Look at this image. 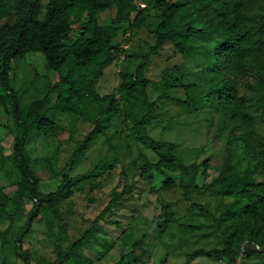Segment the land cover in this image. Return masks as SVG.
<instances>
[{
	"label": "rangeland",
	"instance_id": "rangeland-1",
	"mask_svg": "<svg viewBox=\"0 0 264 264\" xmlns=\"http://www.w3.org/2000/svg\"><path fill=\"white\" fill-rule=\"evenodd\" d=\"M48 2L42 1V15ZM135 3L142 10V25L136 28L128 23L120 24L113 38L114 61L103 69L95 85L102 97L119 99L124 74L132 73L146 63L147 55L157 43L155 30L162 11L155 5L147 6L144 0H135ZM258 13H262L259 7L252 11V14ZM115 17L116 9L113 8L99 15V23L111 25ZM214 20L212 15L201 16L203 25ZM6 22L8 19L0 25ZM77 30L78 27L73 38L79 35ZM203 52L198 49L195 55L177 54L168 43L159 55L151 57L145 67L149 101L156 103L148 134L155 141L176 144L175 154L186 165L210 160L208 173L204 175L201 169L196 176L199 187L211 183L219 175L227 143L234 136H240L245 127L264 135V93L259 90L255 74L247 72L237 81L238 95L247 117L241 121L224 119L222 112L207 98L210 75L205 72ZM165 70L170 72L168 81H163ZM10 75L22 108L46 99V109L50 110L48 115L58 126L55 137L32 133L27 146V155L40 180L42 193L56 191L66 174L71 176L74 184L86 181L75 188L72 198L61 203L56 212L43 211L33 222L34 203L26 202L18 212L15 205L9 206L7 211L14 220L0 219V264H25L27 256H30L29 264L54 262L56 247L67 249L78 240L108 206L114 190L121 192L131 187L132 195H126L123 204L101 222L100 229L82 247L79 264H117L146 234L149 237L143 244L144 252L147 251V256L142 257L144 261L130 259L123 264H228L217 258L211 260L205 254L223 249L222 237L211 216L219 218L233 200L201 190L192 192L191 202L203 206L210 216L191 207V203L183 198L182 190L165 192L162 189L163 176L153 173L152 184L144 181L140 173L145 163L147 160L156 162L158 156L138 143V134L124 115L108 117L103 131L79 158H74L80 143L99 125L97 112H94L95 118L85 119L63 110V106L57 103L58 92L53 90L59 79L47 69L45 59L39 53L32 52L14 61ZM4 94L0 86V97ZM63 94H67L66 88ZM15 129L12 117L6 115L0 106V150L5 158V164L0 166V189L11 199H17V185L21 180L8 160L14 149ZM95 172L101 173L91 179ZM161 201L176 220L169 228L162 227L163 231L158 229V224L165 220ZM30 222V231L19 251L20 232L27 229ZM183 226H189V229ZM195 252H202V255L189 260L187 256ZM136 255L141 258L142 250ZM239 264H242L241 260Z\"/></svg>",
	"mask_w": 264,
	"mask_h": 264
},
{
	"label": "trees",
	"instance_id": "trees-1",
	"mask_svg": "<svg viewBox=\"0 0 264 264\" xmlns=\"http://www.w3.org/2000/svg\"><path fill=\"white\" fill-rule=\"evenodd\" d=\"M42 1L0 0V24L8 19L0 25V86L5 91L0 97V106L16 125L14 149L8 160L21 178L16 190L17 199H11L0 189V219L7 217L13 222L14 216L8 213V207L15 205L18 212L26 202L35 205L32 222L43 211L56 212L61 203L72 198L75 188L86 181L74 184L71 176L66 174L56 191L44 194L31 166L27 146L32 133L44 137H55L58 133L56 121L48 115L50 110L46 109V99L22 108L10 75L14 61L35 52L44 57L47 69L59 79L53 90L58 92L57 103L64 111L85 119L95 118L94 112H97L99 125L80 143L74 158H79L103 131L108 117L126 116L138 134V143L158 156L156 162L147 160L145 163L140 173L144 181L152 184L153 173L163 176L162 189L165 192L182 190L183 198L191 203V207L210 216L203 206L191 202L192 192L201 190L233 200L219 218L211 216L222 237L223 249L205 254L206 257L221 259L228 264H239L241 259L242 264H264V135L245 127L240 136H234L227 143L219 175L211 183L199 187L196 176L201 169L204 175L208 173L210 160L186 165L175 154L176 144L155 141L148 134L156 103L149 101V81L145 77V67L151 57L159 55L168 43L177 54L185 56L195 55L198 49H202L205 72L210 75L208 101L222 112L224 119L241 121L247 114L243 112L244 103L238 95L237 81L245 73L252 72L259 90L264 93V0H144L147 6L155 5L162 11L155 30L157 43L147 55L146 63L134 72L124 74L119 99L100 96L95 85L103 69L114 61L113 38L120 24L128 23L136 28L142 25L140 6L135 0H49L42 15ZM214 6L218 8L214 9ZM257 7L262 13L252 14ZM113 8L116 17L112 24L102 26L99 15ZM202 15H212L215 20L203 25ZM76 27L79 35L73 38ZM162 75L163 81L169 80V70ZM4 164L5 158L0 150V166ZM100 173L95 172L91 179ZM132 190V187L121 192L114 190L110 203L92 226L67 249L57 246V259L47 264H79L82 247L100 229L101 222L123 204L126 195H132ZM161 205L165 220L158 224V229L163 231L162 227L169 228L176 220L169 207L164 202ZM32 222L20 232L19 251ZM183 227L189 229V226ZM148 237L146 234L137 241L117 264L130 259L143 262L142 257L147 254L143 244ZM138 250H142L141 258L136 255ZM17 254L22 257L19 252ZM201 255L202 252H195L187 257L194 260ZM24 260L29 264L30 256Z\"/></svg>",
	"mask_w": 264,
	"mask_h": 264
},
{
	"label": "water",
	"instance_id": "water-1",
	"mask_svg": "<svg viewBox=\"0 0 264 264\" xmlns=\"http://www.w3.org/2000/svg\"><path fill=\"white\" fill-rule=\"evenodd\" d=\"M241 263H242V259H241Z\"/></svg>",
	"mask_w": 264,
	"mask_h": 264
}]
</instances>
